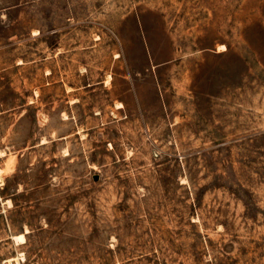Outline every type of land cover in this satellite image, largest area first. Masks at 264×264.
Here are the masks:
<instances>
[{
	"label": "rangeland",
	"instance_id": "obj_1",
	"mask_svg": "<svg viewBox=\"0 0 264 264\" xmlns=\"http://www.w3.org/2000/svg\"><path fill=\"white\" fill-rule=\"evenodd\" d=\"M0 264H264V0H0Z\"/></svg>",
	"mask_w": 264,
	"mask_h": 264
},
{
	"label": "bare ground",
	"instance_id": "obj_2",
	"mask_svg": "<svg viewBox=\"0 0 264 264\" xmlns=\"http://www.w3.org/2000/svg\"><path fill=\"white\" fill-rule=\"evenodd\" d=\"M122 107V105H119L117 108ZM12 239L14 240V242L16 243H22L24 241V235L23 234H17L12 236ZM16 258H14L15 260Z\"/></svg>",
	"mask_w": 264,
	"mask_h": 264
}]
</instances>
